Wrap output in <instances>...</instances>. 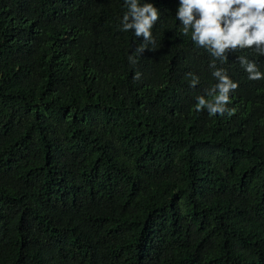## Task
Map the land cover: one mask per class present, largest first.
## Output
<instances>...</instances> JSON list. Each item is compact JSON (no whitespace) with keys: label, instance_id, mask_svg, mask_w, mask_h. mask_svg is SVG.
I'll return each instance as SVG.
<instances>
[{"label":"trees","instance_id":"1","mask_svg":"<svg viewBox=\"0 0 264 264\" xmlns=\"http://www.w3.org/2000/svg\"><path fill=\"white\" fill-rule=\"evenodd\" d=\"M139 3L133 65L124 0H0V264H264V79L238 61L264 56L215 60L235 112H198L214 58L179 0Z\"/></svg>","mask_w":264,"mask_h":264},{"label":"clouds","instance_id":"2","mask_svg":"<svg viewBox=\"0 0 264 264\" xmlns=\"http://www.w3.org/2000/svg\"><path fill=\"white\" fill-rule=\"evenodd\" d=\"M127 12L121 20V30H133L134 35L143 37V43L129 55L131 64L137 63L136 57L155 44L152 29L160 19L159 10L151 3H139V0H124ZM176 20L182 25V34L191 33V40L197 47L203 48L214 58L209 65L216 69L215 60L227 61L229 52L251 49L264 56V0H179ZM240 65L248 74L249 80L264 79V73L258 70L254 62L238 57ZM190 86L195 87L199 78L191 73ZM218 83L206 90L205 95L197 96L196 111L207 110L210 116L234 114L229 109L230 94L238 88L225 73L224 69L212 72ZM137 72L133 79L138 80Z\"/></svg>","mask_w":264,"mask_h":264}]
</instances>
